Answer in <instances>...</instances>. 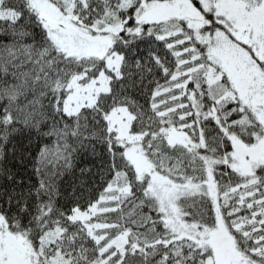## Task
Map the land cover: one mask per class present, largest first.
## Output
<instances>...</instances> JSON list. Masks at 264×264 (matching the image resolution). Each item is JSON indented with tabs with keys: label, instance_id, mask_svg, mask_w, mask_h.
Wrapping results in <instances>:
<instances>
[{
	"label": "snow or ice",
	"instance_id": "obj_1",
	"mask_svg": "<svg viewBox=\"0 0 264 264\" xmlns=\"http://www.w3.org/2000/svg\"><path fill=\"white\" fill-rule=\"evenodd\" d=\"M0 264H264V0H0Z\"/></svg>",
	"mask_w": 264,
	"mask_h": 264
},
{
	"label": "trees",
	"instance_id": "obj_2",
	"mask_svg": "<svg viewBox=\"0 0 264 264\" xmlns=\"http://www.w3.org/2000/svg\"><path fill=\"white\" fill-rule=\"evenodd\" d=\"M27 146V140H24L20 145H18V148L23 150ZM99 159L97 157H93L91 154H80L76 156L75 160L73 161L74 168L70 169L64 176L65 186L76 184L78 185L81 181V179H87L88 177H81V168H92L93 172L96 171V169L99 167ZM71 189L69 188V191Z\"/></svg>",
	"mask_w": 264,
	"mask_h": 264
}]
</instances>
